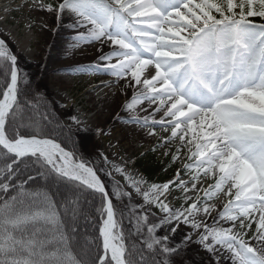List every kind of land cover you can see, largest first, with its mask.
Returning <instances> with one entry per match:
<instances>
[{"label":"snow or ice","instance_id":"1","mask_svg":"<svg viewBox=\"0 0 264 264\" xmlns=\"http://www.w3.org/2000/svg\"><path fill=\"white\" fill-rule=\"evenodd\" d=\"M31 7L67 18L69 50L96 46L69 71L111 77L102 85L124 95L114 119L179 166L150 183L113 163L126 187L109 188L99 173H112L76 154L89 129L75 115L54 120L0 38V264H264V0Z\"/></svg>","mask_w":264,"mask_h":264},{"label":"bare ground","instance_id":"2","mask_svg":"<svg viewBox=\"0 0 264 264\" xmlns=\"http://www.w3.org/2000/svg\"><path fill=\"white\" fill-rule=\"evenodd\" d=\"M31 3L29 7L38 12L39 18L36 21L31 20L28 23V25H32L31 28L34 30V35L33 37L25 38L24 42L27 47H30L32 46L33 38L38 42L46 39L49 42V49L47 50L44 46L40 45L34 47V50H30L29 53L25 50L23 42L19 41L20 55L24 59L23 62L26 63L27 72L30 73L32 78L38 79L40 75L44 76V81H38H43L50 98L68 115H75L74 111H72V105L66 104L67 95L71 93L74 85H76V88H80L81 84H85L87 87L92 85V87L86 90L87 100L85 103H82L79 110V113L85 111V114L78 119L83 122L82 126L89 129L88 134L90 135L94 133L96 127L105 130L106 134H99V141L94 139L91 145L97 147L96 151L98 153H102L103 156L108 157V163H104V167L114 171L112 167L113 163L120 164L117 162V155L122 154L126 150L131 151L132 149H136L141 145L148 147L155 139L147 136L145 131L137 125L114 119L115 113L119 111V105L124 102V95L120 91L119 84H117L115 89L112 87H102L96 83L99 75L93 74L82 75L80 76L81 81L72 82L75 74L70 72L69 69L76 65L86 66L91 64L97 55L96 46L82 45L80 48L69 50V44L71 43L69 37L74 33L66 27L67 18H65L63 23L57 24L52 14L31 7ZM6 20L2 18L0 22L4 23ZM4 37L0 35V38ZM6 37L10 38L11 35H7ZM72 98L69 97L70 100ZM62 105L64 106L62 107ZM123 115L126 116V114ZM107 131L112 132V138L110 135L108 136ZM89 139L92 138L89 137ZM114 173L116 172L114 171ZM130 174L134 178L138 177L134 172H130ZM117 175L119 174L117 173ZM108 185L110 188L112 187V180H110ZM133 199H139V197L133 193ZM208 222L211 223V220L209 219ZM185 231L186 229L184 228L178 231L175 239L180 240ZM197 249V245L192 246L193 253H196ZM225 264H230V262L226 261Z\"/></svg>","mask_w":264,"mask_h":264},{"label":"rangeland","instance_id":"3","mask_svg":"<svg viewBox=\"0 0 264 264\" xmlns=\"http://www.w3.org/2000/svg\"><path fill=\"white\" fill-rule=\"evenodd\" d=\"M30 2H32V0H0V20L2 18H5V22L1 23L0 22V35L5 36L3 39H5L7 41V43L9 44L10 48L12 49V51L17 55L18 59H19V63L21 65V67L25 70L28 71L26 69V63L23 62L24 59H22V56L20 55V48L18 47V43L23 42V46L25 48V50L27 52L30 53V50H34V47L36 46H44L45 49H49V42H47V40H42L41 42H38L35 38H33L32 41V46H26V43L24 42L25 38L28 37H33L34 33H33V29L31 28L30 30L28 28H26V26H28V23L32 20V21H36L39 18L38 12L34 11L32 8L29 7ZM45 3H47V0H44ZM48 13V12H47ZM51 14V13H50ZM57 23V21H56ZM59 24V23H57ZM7 35H11L10 38L6 37ZM36 44V45H35ZM78 75V74H76ZM80 75H86V74H80ZM33 79V83L37 86H39L40 91L51 100L52 102V106L54 108L53 111H56L55 115H57V117L65 123H68L67 117H68V113H65L62 111V109L60 107H58V105H56V103L50 98L49 96V92L48 90L45 89L43 81H44V76L40 75L37 78H32ZM112 78L106 75H99V77L97 78V84L104 87L102 85V81L103 82H107L110 81ZM38 80H43V81H38ZM75 81H81L80 77H75L74 82ZM92 87V85L90 86H86L85 84H81L80 88H76V85H74V87L71 89V93L69 94V96L67 95V99H66V104L67 105H72L73 107V111L74 112H79V110L81 109V105L82 103H85V101L87 100V95H86V90ZM112 88H116L117 84H113L111 85ZM69 97H73L71 100L69 99ZM83 114H85V111H83V113L79 114L76 113L77 118H81L83 116ZM88 114V113H87ZM95 125V124H93ZM74 128V126H72ZM96 127V126H95ZM97 128V127H96ZM95 128V129H96ZM108 136L110 135V137H113L112 132H108ZM99 134L94 131V133L87 134L86 137H84V139L82 141H80V154L78 156H80L81 154H83L84 158L91 164H94L97 168L100 167H104V162L102 157L99 154L102 153H98L97 147L91 145V142L94 141V139L96 141H99ZM89 137H91L92 139H89ZM156 146V140L152 141L149 146H139L136 149H132L131 151H123L122 154H119L116 156L117 158V162H119L121 165L126 163V171L128 173L130 172H134L136 175H138V177H143L145 180H147V178L142 175L141 173V169H140V165L141 164H145V163H149L150 162V158H157V159H167V157L162 156V152L163 149L162 148H157L156 151H153L152 149ZM149 159V160H147ZM148 161V162H147ZM179 164L173 165V167H178ZM106 169V168H105ZM108 172L112 173V176L109 177L107 175H105L103 172L99 173L101 175V178L104 180L105 184L109 187L108 183L110 182V180H116L119 181L122 185H125V181L123 180V177L121 175H117V173H114L113 170H108L106 169ZM175 172V171H174ZM169 171L165 170L162 171L161 174L159 176H157L155 178V180H158L157 183H161L164 181H167L169 179L172 178L173 174L170 175L169 178H165L167 175H169ZM113 178V179H112ZM159 178V179H157ZM149 181V180H147ZM150 182V181H149ZM126 187V185H125ZM110 188V187H109ZM129 190L130 189H127ZM171 199V197H170ZM134 200H139V199H134ZM171 203L173 205L178 206V201L175 199H171ZM153 211H156V209H153ZM125 223H127V221H125ZM131 241V240H130ZM202 253H200L199 255H201ZM204 260H205V264H207V257L204 256Z\"/></svg>","mask_w":264,"mask_h":264},{"label":"trees","instance_id":"4","mask_svg":"<svg viewBox=\"0 0 264 264\" xmlns=\"http://www.w3.org/2000/svg\"><path fill=\"white\" fill-rule=\"evenodd\" d=\"M48 107H49L50 109H52L50 103L48 104ZM53 118H54V120H55V119H58V117L55 115L54 112H53ZM58 120H59V119H58ZM59 121H60V120H59ZM60 122H61V121H60ZM69 147L71 148V145H69ZM77 151H78V148H77L76 152H77ZM166 166H167V164H166ZM141 167H142V169L144 170V172L147 174V177L151 179V178L155 175L156 172H158V171H160V170H163V169L165 168V165L162 164L160 161L158 162V160L155 159V158H150V162H149L148 164L142 165ZM161 167H162V169H161ZM172 169H173V168H172ZM51 191H52L53 193L56 192V188H52ZM55 198H56V199H59L58 196L55 197ZM85 207H86V206H85ZM82 223H83V221H82ZM129 243H131V241H129Z\"/></svg>","mask_w":264,"mask_h":264}]
</instances>
